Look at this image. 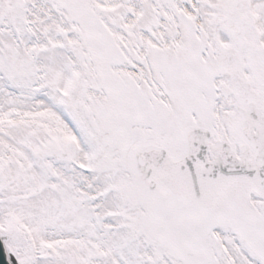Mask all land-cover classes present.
I'll list each match as a JSON object with an SVG mask.
<instances>
[{
  "label": "snow or ice",
  "instance_id": "6c2138e0",
  "mask_svg": "<svg viewBox=\"0 0 264 264\" xmlns=\"http://www.w3.org/2000/svg\"><path fill=\"white\" fill-rule=\"evenodd\" d=\"M2 264H264V0H0Z\"/></svg>",
  "mask_w": 264,
  "mask_h": 264
},
{
  "label": "water",
  "instance_id": "95a60500",
  "mask_svg": "<svg viewBox=\"0 0 264 264\" xmlns=\"http://www.w3.org/2000/svg\"><path fill=\"white\" fill-rule=\"evenodd\" d=\"M3 259H4L3 247L2 245H0V264H2Z\"/></svg>",
  "mask_w": 264,
  "mask_h": 264
}]
</instances>
